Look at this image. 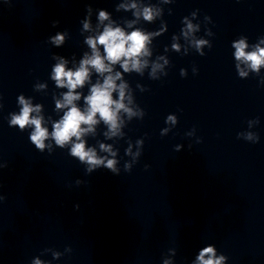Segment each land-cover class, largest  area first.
Listing matches in <instances>:
<instances>
[{
	"label": "clouds",
	"instance_id": "clouds-1",
	"mask_svg": "<svg viewBox=\"0 0 264 264\" xmlns=\"http://www.w3.org/2000/svg\"><path fill=\"white\" fill-rule=\"evenodd\" d=\"M88 6L87 9H90ZM122 7H132L135 8L136 5L132 4L122 5ZM143 18L147 21L153 19V13L151 8H144ZM100 21L108 19V14L106 11L101 10L99 12ZM53 26H57L59 21H53ZM130 26V25H129ZM84 29L90 27L87 19L83 20ZM188 32L193 31V25L191 23L187 24ZM188 32H184L187 36ZM51 42L57 46L65 42V35L57 34L50 38ZM149 41V35L145 34L143 31L137 29L130 33H126L122 28L115 27L111 25L105 26L103 32L95 37H88L86 39L87 45L92 49V55L85 57L81 60L80 66L76 70L71 68H66V61L61 59L52 69V79L59 88H67L68 91L63 94V102L57 101L56 108H65L67 111L63 113L62 118L53 124V131L49 134L46 127L42 126L43 117L42 116H32L33 112H40V105L33 107L27 100H25L23 95L19 96V104L22 108L19 114H12L10 125H18L20 130H23L26 126H34V130L30 134V141L35 146L36 149L43 152L45 149V141L51 135V138L55 141L61 149L65 145L70 144L69 154L73 158H78L80 163L85 164L86 172L91 174L93 171L98 170L103 166L104 168L110 170L113 174L118 175V169L116 167L117 161L115 159H108L107 157L98 156L94 148H86V142L82 137L90 132L94 131V125L102 120L106 125L109 126V132L112 136L117 135L120 129V118L119 113L123 110L127 113L129 117L135 115L133 110L127 107L124 103L125 100V88L126 85L121 83L116 84V81L121 79V72H116L115 76L109 74L107 75L103 83L97 82L91 86L90 95L85 97V102L87 104L86 111H81L74 101L79 100L80 93L76 92L77 88H82L86 81L90 77V68L95 69L96 73L103 75L104 73L112 72V65L119 63L123 72L127 73L130 70H135L140 72L143 67L148 63L147 60L141 62L140 57L150 55L146 45ZM207 43L204 40L195 41L196 48L199 50L202 45ZM260 43H264L261 40ZM99 46L103 47L104 55H101ZM234 47V58L236 61L246 65L251 71L259 74L260 69L264 66V47L260 44H255L251 51H246L249 45L246 43L245 39H240L232 44ZM173 48L178 50L177 45H173ZM204 55V53H200ZM107 61V63L105 62ZM240 63L236 64V69L238 71V76L243 78L248 75V73L240 67ZM161 65L155 64L153 66L152 72L160 68ZM181 74L184 75V70H181ZM42 87V85H41ZM118 91L119 98L114 100L112 98L113 92ZM131 103V99H129ZM97 115L99 120H97ZM166 123L176 124L177 120L175 116L168 115L166 118ZM249 126L253 123L259 124V118L249 120L247 122ZM86 125L87 127H82ZM168 132L165 128L161 131V136ZM107 135V134H106ZM73 137L75 141H73ZM243 137L244 140L251 143L259 142V135L253 132L237 134V138ZM100 148L103 152L110 153L115 157L116 153L112 151L110 145L101 144ZM180 146H176L175 150L179 151ZM131 147L126 150V153H130ZM139 153H137L138 155ZM5 165L4 167H6ZM128 166L126 165V168ZM147 168V165L145 166ZM81 181L77 180L76 184L79 185ZM5 200L3 195H0V201ZM79 208V205H76ZM70 250V249H69ZM54 257L58 253L53 254ZM228 257L224 254L217 255V249L214 244H208L207 246L199 250V254L196 256L195 262L193 264H225L228 261ZM34 264H42V261L36 259ZM164 264H170V261L165 260Z\"/></svg>",
	"mask_w": 264,
	"mask_h": 264
}]
</instances>
